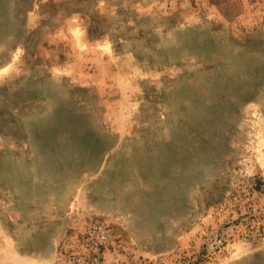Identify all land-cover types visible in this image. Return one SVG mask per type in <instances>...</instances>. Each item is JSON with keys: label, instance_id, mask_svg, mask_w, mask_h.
I'll list each match as a JSON object with an SVG mask.
<instances>
[{"label": "rangeland", "instance_id": "obj_1", "mask_svg": "<svg viewBox=\"0 0 264 264\" xmlns=\"http://www.w3.org/2000/svg\"><path fill=\"white\" fill-rule=\"evenodd\" d=\"M263 198L264 0H0V264H264Z\"/></svg>", "mask_w": 264, "mask_h": 264}, {"label": "built area", "instance_id": "obj_2", "mask_svg": "<svg viewBox=\"0 0 264 264\" xmlns=\"http://www.w3.org/2000/svg\"><path fill=\"white\" fill-rule=\"evenodd\" d=\"M264 200V198H263ZM264 201L263 204L256 207L251 204L246 206V212L249 213H255V212H260L262 213L261 220L264 221ZM229 237V232L227 228H224L221 230V232L215 233L214 238H216V246L224 244ZM84 238L86 241V244L90 246H94L95 244L98 245L99 243H102L108 238V233L106 232L104 226L100 222H93L91 223L85 230L84 232ZM78 263L82 264L83 259L81 257L78 258Z\"/></svg>", "mask_w": 264, "mask_h": 264}]
</instances>
